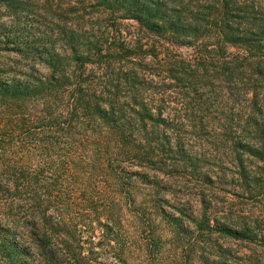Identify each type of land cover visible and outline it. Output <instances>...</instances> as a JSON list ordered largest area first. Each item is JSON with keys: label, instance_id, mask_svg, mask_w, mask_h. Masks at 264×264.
Here are the masks:
<instances>
[{"label": "trees", "instance_id": "1", "mask_svg": "<svg viewBox=\"0 0 264 264\" xmlns=\"http://www.w3.org/2000/svg\"><path fill=\"white\" fill-rule=\"evenodd\" d=\"M92 1L117 23L134 21L138 38L127 43L121 31L110 37L104 28L96 43L70 36L66 46L46 49L49 58L23 71L7 58L27 46L10 39L0 22V238L29 231L35 247L41 238L37 247L45 260L35 256L43 264H50L44 245L56 225L90 214L78 191L85 186L92 201L103 197L96 194L94 175L125 173L123 162L148 175L160 172L164 153L188 152L168 117L172 93L208 87L248 102L253 95L255 104L241 115L245 133L258 135L259 146L249 138L244 152L264 162V69L253 73L244 68L249 61L242 62L260 65L264 55L247 51L255 48L254 39L232 28L227 0L220 1L226 4L215 23L168 14L154 0ZM114 6L119 10H110ZM237 45L246 55L232 52ZM181 47L185 55L175 53ZM86 174L93 175L90 181L82 179ZM222 229L236 238L246 235ZM0 256V264H35L20 242L0 244Z\"/></svg>", "mask_w": 264, "mask_h": 264}, {"label": "rangeland", "instance_id": "2", "mask_svg": "<svg viewBox=\"0 0 264 264\" xmlns=\"http://www.w3.org/2000/svg\"><path fill=\"white\" fill-rule=\"evenodd\" d=\"M220 1L154 0L168 14L209 23H215L228 3L232 28L254 39L255 48L247 51L262 59L264 1ZM115 18L92 0H15L0 5L5 32L22 48L27 46L7 60L25 71L49 58L46 49L66 46L70 36H79L87 44L101 41L102 28L108 29L110 37L121 31L122 40L135 41L137 24L132 20L117 23ZM231 48L234 54H245L243 45ZM174 51L185 55L188 50ZM246 61L247 71L264 69V60L254 66L258 60L242 62ZM232 95L208 87L197 93H172L168 117L181 130L188 152L164 153L160 172L152 169L148 175L124 162L125 173L94 175L99 183L96 194L103 197L92 201L85 186L78 191L81 207L90 214L70 220L66 227L56 225L50 245L42 244L50 264H264V162L244 152L249 138L258 146L259 139L245 133L241 115L256 100H251L253 95L250 102ZM92 176L82 179L90 181ZM224 227L246 235L236 238ZM41 241L35 247L29 231L0 238V244L8 247L16 242L26 245L35 264H43L37 262L36 253L45 260L37 247Z\"/></svg>", "mask_w": 264, "mask_h": 264}]
</instances>
